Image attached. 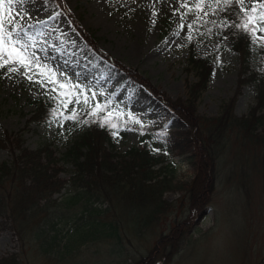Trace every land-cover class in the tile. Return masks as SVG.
I'll return each mask as SVG.
<instances>
[{"label":"rangeland","instance_id":"1","mask_svg":"<svg viewBox=\"0 0 264 264\" xmlns=\"http://www.w3.org/2000/svg\"><path fill=\"white\" fill-rule=\"evenodd\" d=\"M64 4L68 11L48 0H26L15 9L32 17L22 23L36 24L29 32L36 37L37 55L72 82L86 86L101 101L124 112L122 124L110 120L117 124L118 134L114 136L117 129L112 128L113 146L105 143L109 151L127 155L142 148L154 131L157 140L152 156L160 159L154 168L168 166L162 175L173 177L162 198L169 204L160 208L147 204L153 211L143 214H150L151 222L141 216L136 218L138 224L130 221L125 247L119 242L121 232L105 235L115 243L93 241L90 246L87 240L76 258H88L90 264H135L154 248V264H264V125H259L258 133H251L235 120L249 115L257 105L254 85L247 82L239 87L243 69L240 54L230 48L220 51L219 41L207 36L203 26L196 28L189 40L187 25L193 17L187 15L182 21L179 14H174L178 0H64ZM66 12L96 38L103 52L138 69L160 93L210 121L199 129L203 141L212 142V133L220 136L215 191L207 213L204 219L195 217L196 223L171 251L168 242L158 240L171 235L176 225L190 218L189 188L198 169L195 146L189 148L187 155L179 154L163 134L180 129L189 132L192 127L172 116L159 101L149 99L148 88L97 57ZM43 21L47 23H40ZM181 23L185 25L182 30ZM193 41L197 56L212 57L220 63L213 67L206 82L196 64L191 63ZM252 61L254 65L256 56ZM47 95L44 88L26 78L23 69L19 74L0 69V137L6 132L22 133L24 146L37 149L48 144L61 158L84 126L79 127L78 121L72 120H64L61 125L59 116L48 121H30L36 110L34 102ZM233 98L235 103L229 113L232 119L217 126ZM14 157L12 149L0 146V163H10ZM66 167L61 173L63 177H68L73 168ZM109 201L107 197L103 199L106 206ZM116 208L124 214L130 211L123 203ZM20 247L21 240L10 221L0 215V260L14 254L20 264L55 263L33 251L21 252Z\"/></svg>","mask_w":264,"mask_h":264},{"label":"trees","instance_id":"2","mask_svg":"<svg viewBox=\"0 0 264 264\" xmlns=\"http://www.w3.org/2000/svg\"><path fill=\"white\" fill-rule=\"evenodd\" d=\"M48 1L66 10L64 0ZM67 15L83 36L86 46L90 47L97 57L109 61L116 70L124 73L130 80L148 88L149 99L159 101L172 116L192 127V131L189 132L180 129L166 131L163 134L179 154L187 155L189 148L194 145V155L197 158L195 166L198 169V175L189 188L190 218L176 225L171 235L162 237L161 234V237H158V243L168 242L171 251L196 223L195 217L198 216L199 220L207 213L215 191L216 150L220 136L217 132L212 133V142L203 141L199 137V129L205 121L207 123L210 121L195 115L181 102L160 93L138 69L125 65L103 52L96 38L86 32L70 12H67ZM225 18L236 23L240 22L234 11L223 12L209 17L208 19L215 23L205 24L202 30L207 36L219 41L220 51L230 48L240 54L243 69L240 72L242 74L239 78L241 84L239 87L247 82L252 83L257 91V105L251 108L249 115L235 120L240 121L239 124L250 130L249 132L258 133L259 125H264V113L259 114L264 109V53L261 52L258 44H252L250 38L239 29L219 27V22ZM194 44L195 41L191 46V63L196 64L206 82L213 67L219 66L220 63L212 57L197 56ZM253 56H256L254 65ZM88 95H91V92H88ZM95 103L107 105L103 112L98 113L100 119L76 106L79 127L84 126V128L61 158L54 154V150L48 144L37 149L24 146L22 133L6 132L0 137V146L9 147L15 155L10 163H0V215L10 221L12 229L21 240V252L23 250L36 252L38 256L51 258L54 264H90L88 258L85 260L76 258L79 253L77 251L84 247L87 240L90 246L93 241L102 244L115 243V240H108L105 235L121 232L119 242L125 247L127 239L125 237H128L125 231L130 221L137 223L136 218L141 216L142 219L151 222L152 216L143 214L153 211L147 207V204H155L157 208L169 204L162 198L173 177L162 175L164 168L167 170L168 166L154 168V164L160 160L152 156L154 141L157 140L156 132H150L142 148L118 156L105 146L106 142L113 144L112 128L107 125L102 127L100 124L105 118L108 121L118 120L122 124L125 114L113 108L108 101H101L97 96L89 100V107L94 106ZM234 103L235 98L227 105L224 118L218 120L221 121L217 126L226 124L232 119V116L229 118L231 115L229 113ZM34 105L36 110L30 121H48L53 118L52 110L57 108V101L47 95L35 101ZM72 107L73 105H69L68 110L61 108L60 111L70 115ZM109 112L111 115H108ZM132 154L135 155L131 156ZM67 165L73 168L68 177H63L61 173L67 169ZM105 197L112 202L109 201L108 206L103 202ZM120 203L130 208L127 214L120 210L118 212L116 205ZM134 209L138 211L134 212ZM73 231V236L69 239L68 236ZM153 250L154 248L151 249L149 256H142L134 263L154 264L157 259L154 256L156 249ZM16 257L13 255L10 258H2L0 263L20 264Z\"/></svg>","mask_w":264,"mask_h":264},{"label":"snow or ice","instance_id":"3","mask_svg":"<svg viewBox=\"0 0 264 264\" xmlns=\"http://www.w3.org/2000/svg\"><path fill=\"white\" fill-rule=\"evenodd\" d=\"M25 2L26 0H0V69L7 68L8 72L17 74L23 69L30 82L37 83L44 88L46 94L57 101V108L52 110V115L62 118L61 125L64 120L80 122L76 106L100 119L98 113L103 112L107 105L95 103L94 106L89 107V100L97 94L91 92V95H88L90 90L86 86L72 82L66 74L61 73L57 68H53L37 55L35 50L36 37L29 32V29L36 27V24L22 23L25 20H31L32 17L27 13L15 11L18 6ZM229 11H234L240 22L236 23L225 18L219 22L218 26L239 29L250 38L252 44H258L261 52L264 53V0H247V2L246 0H192L191 3L189 0H178V7L174 14H179L182 21L187 15L193 17L187 25L188 39L192 40V32L196 28L210 22L215 23L209 20V17ZM40 23H47V21ZM184 27L185 25L181 23L180 29L182 30ZM28 73L32 74L29 75ZM45 73H47L46 76ZM69 105H73L71 114L64 115L60 109L63 108L66 111ZM108 115H111V112ZM129 116L132 118L131 114ZM132 119L135 123H139V120ZM82 122L88 123V121ZM105 125L117 129L113 132L114 136L118 134V126L115 122L105 118L100 126Z\"/></svg>","mask_w":264,"mask_h":264},{"label":"bare ground","instance_id":"4","mask_svg":"<svg viewBox=\"0 0 264 264\" xmlns=\"http://www.w3.org/2000/svg\"><path fill=\"white\" fill-rule=\"evenodd\" d=\"M72 16V15H71ZM245 71V70H244ZM242 74V73H241ZM240 74V75H241ZM241 77V76H240ZM262 78V77H261ZM240 86V85H239ZM244 87V86H243ZM256 90V89H255ZM263 90V89H262ZM264 94V93H263ZM162 95V94H161ZM262 96V95H261ZM197 117V116H196ZM200 117V116H199ZM198 119V117H197ZM46 120V119H45ZM231 123V122H230ZM258 123V122H257ZM253 125V124H252ZM185 126V125H184ZM186 129V128H185ZM204 133V132H203ZM253 133V132H252ZM16 134V133H15ZM255 136V135H254ZM22 138V137H21ZM16 139V138H15ZM11 140V139H10ZM12 144V143H11ZM6 145V144H5ZM107 145V144H106ZM8 146V145H7ZM158 171V170H157ZM161 176V175H160ZM171 187V186H170ZM141 206V205H140ZM201 218V217H200ZM201 219H204V218H201ZM112 222V221H111ZM114 223V222H113ZM50 234V233H49ZM119 234V233H118ZM51 235V234H50ZM54 235V234H53ZM151 253V252H150ZM14 255V254H13ZM17 255V254H16ZM143 256V255H142ZM147 256V255H146ZM17 258V257H16ZM17 260V259H16ZM163 260V259H162ZM19 263V262H18ZM158 264V263H157Z\"/></svg>","mask_w":264,"mask_h":264}]
</instances>
